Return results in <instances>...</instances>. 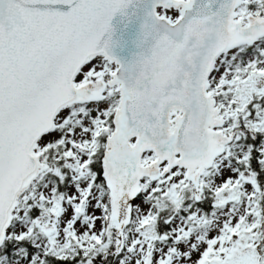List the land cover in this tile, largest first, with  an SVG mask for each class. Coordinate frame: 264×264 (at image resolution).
Returning a JSON list of instances; mask_svg holds the SVG:
<instances>
[{
  "label": "snow or ice",
  "instance_id": "snow-or-ice-1",
  "mask_svg": "<svg viewBox=\"0 0 264 264\" xmlns=\"http://www.w3.org/2000/svg\"><path fill=\"white\" fill-rule=\"evenodd\" d=\"M0 264H264V0H0Z\"/></svg>",
  "mask_w": 264,
  "mask_h": 264
}]
</instances>
